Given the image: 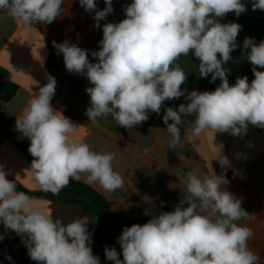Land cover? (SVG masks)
Instances as JSON below:
<instances>
[{
	"label": "clouds",
	"instance_id": "clouds-1",
	"mask_svg": "<svg viewBox=\"0 0 264 264\" xmlns=\"http://www.w3.org/2000/svg\"><path fill=\"white\" fill-rule=\"evenodd\" d=\"M79 3L86 12H95L97 28L113 12L112 0H104L103 10L96 0ZM63 4L64 0H0V13L27 25L51 24L62 15ZM246 10L242 0H132L123 9L126 18L103 24L99 50L91 51L97 62L89 61V50L68 41L54 46L63 54L66 70L86 76L92 85L85 89L90 97L85 114L93 126L111 116L115 124L132 129L147 121L149 112L159 114L165 101L185 96L181 85L187 73L178 61L191 53L199 60V76L211 74L210 82L219 78L221 83L214 91H190L188 103L165 109L169 148L180 143L182 115L194 116L184 135L199 137L208 130L240 137L249 125L264 129V71L257 70L264 69V40L245 38L243 49L248 50L254 79L249 83L247 76L237 77L230 84L223 65L238 47L242 26L220 20ZM252 10H264V0H252ZM55 90L56 80L49 75L16 116V129L30 141L33 160L28 171L33 183L53 195L82 176L107 192L123 187L124 177L113 168L115 153L93 150L74 138L80 126L54 108ZM143 152L147 155L149 149ZM215 160L224 169L231 166L221 147ZM8 175L0 166V224L23 238L33 261L100 264L90 246L88 224L93 220L82 216L64 223L54 218L41 200L18 191ZM179 181L185 193L175 209L155 214L143 225L124 227L117 238L123 260L110 247H105L106 259L113 264H260L248 243L252 229L238 223L250 214L226 189V177L194 169Z\"/></svg>",
	"mask_w": 264,
	"mask_h": 264
},
{
	"label": "crops",
	"instance_id": "crops-1",
	"mask_svg": "<svg viewBox=\"0 0 264 264\" xmlns=\"http://www.w3.org/2000/svg\"><path fill=\"white\" fill-rule=\"evenodd\" d=\"M132 0H112L113 12L99 21L97 28L95 12H86L79 0H64L62 15L51 24L27 25L0 13V85L10 82L16 86L14 96L7 102L0 99V166L9 173L7 179L16 182L17 187L42 201L54 218L64 223L82 216L91 220L88 231L91 234V248L100 264H113L106 259L105 247L115 248L123 260L122 249L117 238L121 231L114 223L95 219L86 215L73 204H53L33 183L28 171L33 157L28 152L30 141L15 127L16 116L26 106L32 92L47 83V77L56 80L54 108L80 126L74 138L82 139L93 150L115 153L113 168L124 177V186L114 192H107L97 185H89L81 177V182L106 199L111 211L129 221L150 218L158 208H172L180 203L185 186L179 177L190 170L224 175L229 181L226 189L242 200V208L250 214L246 224L254 233L249 240L250 249L261 258L264 264V131L258 132L249 125L247 133L233 137L228 133L214 134L205 130L199 137L185 134L194 116H183L180 143L175 149L169 148L171 136L163 123L167 107L178 109L181 103H188V92L214 91L219 86V78L211 81V74L202 78L198 73L199 60L191 53L181 57L178 63L187 73L186 82L181 85L185 96L165 101L159 114L148 113V120L132 129L115 124L111 116L101 118L99 126L90 124L86 109L90 97L86 92L92 85L86 76L69 73L64 65L63 54L58 52L55 43L68 41L82 49L89 50L90 62H97L91 51L99 50L104 23H118L126 18L124 7ZM247 10L240 16L228 13L220 22H235L242 26L237 37V49L231 53L232 59L223 65L242 76H251V63L246 58L248 50L243 49L245 38H254L256 43L264 40V10H252V0H242ZM97 8L103 10L104 0H96ZM171 123V121H169ZM220 147L228 157L231 166L224 169L216 159ZM149 149L147 155L143 150ZM212 167V168H211ZM187 207V204L184 205ZM0 264H28L20 245L16 243L17 233L4 229L0 224ZM11 257V260L8 257Z\"/></svg>",
	"mask_w": 264,
	"mask_h": 264
},
{
	"label": "trees",
	"instance_id": "trees-1",
	"mask_svg": "<svg viewBox=\"0 0 264 264\" xmlns=\"http://www.w3.org/2000/svg\"><path fill=\"white\" fill-rule=\"evenodd\" d=\"M264 71V69H257ZM237 77H243L235 70L230 69L228 71L227 78L230 84H234ZM254 79V74L252 72L251 65V76L248 78L249 83ZM221 81L219 80V84ZM16 92V86L10 82H4L0 85V99L3 102L9 101ZM255 127V126H254ZM258 132H263L264 129L259 127H255ZM18 191H23L19 187H17ZM26 194V191H24ZM39 197H45L53 204H73L80 207L86 215H89L95 219L108 221L117 225L122 232L124 227H130L133 224H141L148 222L152 218L153 215L159 214L160 212L165 211H173L172 208H158L155 210L154 214L147 219L139 220V221H129L127 219L122 218L121 216L113 213L111 211V205L106 201L104 197L98 194L91 187L78 182L76 180H71L69 185L61 190V192L57 195H53L50 192H46L42 194H34ZM16 243L20 245L23 254L25 255L28 264H38V262L33 261L28 255L27 246L23 242V238L17 234Z\"/></svg>",
	"mask_w": 264,
	"mask_h": 264
}]
</instances>
